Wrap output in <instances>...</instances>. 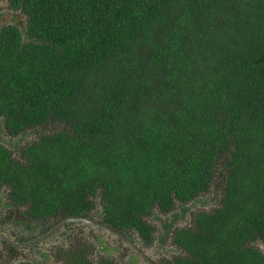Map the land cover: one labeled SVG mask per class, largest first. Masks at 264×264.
I'll use <instances>...</instances> for the list:
<instances>
[{"label": "trees", "instance_id": "1", "mask_svg": "<svg viewBox=\"0 0 264 264\" xmlns=\"http://www.w3.org/2000/svg\"><path fill=\"white\" fill-rule=\"evenodd\" d=\"M9 3L26 24L0 29V117L51 131L22 159L0 143V188L34 218L99 203L149 242L155 209L219 187L166 264H264V0Z\"/></svg>", "mask_w": 264, "mask_h": 264}, {"label": "flooded vegetation", "instance_id": "2", "mask_svg": "<svg viewBox=\"0 0 264 264\" xmlns=\"http://www.w3.org/2000/svg\"><path fill=\"white\" fill-rule=\"evenodd\" d=\"M7 1V12L6 15H3L2 18V12H5L6 9H1L4 6V2ZM24 15V14H23ZM22 16V13L18 10H14L11 8L9 0H0V29H3L7 25H20L21 27L24 26V22L20 21V18ZM12 22V23H8ZM3 191H6V196L3 199H0V202L4 204L3 206L8 208V216L3 217L0 220V241L2 242L0 246H2L6 250V254H9V252H15L19 253V251H24L26 249H32L42 242L47 241L49 238L54 236L56 233H58L61 229L67 227L70 224H87L92 227L97 228L99 231H102L110 236H113L116 238V240L119 241V243H125L126 246H128L131 250H133L136 254L134 258L128 259L125 263L124 261H118L117 257L121 256H115L112 254H108L110 250H114L116 252H120L121 246H115L111 243V240L105 242L104 239L101 238L102 235L95 234L94 231L88 232L84 228L81 229L79 232L72 231L70 234L67 235L65 240L62 241L61 245L54 246L53 251H49L50 257H51V264H103V262L109 261L113 264H137L136 257L138 256L143 262L146 264H166L167 262H171L174 260L175 257L179 256H172L169 260L163 258L159 261L153 260L150 256H148L145 252V250H149L148 248L154 247L156 242L154 238V227L149 223L148 218L147 222L152 226V239L149 242H146L142 240V246L136 244V242L132 239L134 234H130L128 232L126 233H120L119 231L115 230L113 227L108 226L104 221V213L103 208L101 204H97L100 208H97V206L87 213L86 216H71L68 218L60 219L57 217H37L34 218L30 215L29 207L26 205H21L19 203H16L10 196V190L5 185L0 188V194H2ZM177 208V207H176ZM99 209L101 212H99ZM176 210V209H175ZM168 213V214H172ZM14 214V222L15 223H23L26 225V229H23V232L21 234H12L10 238L7 234L3 233V226L10 225V215ZM163 214V213H161ZM164 214V215H168ZM70 218H80V219H87L90 222H74L69 221ZM104 227H108V229L113 230L114 232L118 233L119 235H122L125 237V240L121 237H118L117 235L105 230ZM38 227L41 229L40 236L35 237H29V233L34 232V228ZM7 229V227H6ZM177 229V228H176ZM174 230L172 231V233ZM98 241H101V245H97ZM129 241L132 243L130 244ZM171 244L176 246L178 249H180L174 242L173 238L171 236ZM113 245V246H112ZM260 246V243H259ZM97 247L104 248V252H97ZM260 248L264 251V248L260 246ZM145 249V250H144ZM151 249V248H150ZM182 250V249H180ZM183 251V250H182ZM128 252V251H127ZM126 252V254H127ZM182 255V254H180ZM7 257V255H6ZM80 257V258H79ZM166 257V256H163ZM14 258V257H13ZM83 259V260H82ZM11 260V259H10ZM152 262V263H151Z\"/></svg>", "mask_w": 264, "mask_h": 264}, {"label": "rangeland", "instance_id": "3", "mask_svg": "<svg viewBox=\"0 0 264 264\" xmlns=\"http://www.w3.org/2000/svg\"><path fill=\"white\" fill-rule=\"evenodd\" d=\"M7 1L4 2V6L1 9H6L5 12H2V18L3 15H6L7 12ZM1 20V19H0ZM20 21L24 22V25L26 24V16L22 14ZM12 23V22H8ZM50 127L47 128H36L34 130L28 131L24 134H21L17 137H11L8 135L5 129L4 120L0 117V143L7 147L9 150H11L13 156L17 159H22L21 150L24 146L27 144L36 141L39 139V137L47 132H50ZM217 186V185H216ZM6 196V191H3L2 194H0V199H3ZM222 198L221 190L219 187H213L210 189L209 192L206 194H202L197 200L192 201L191 203L187 204L185 207H181L180 205H177L176 210L172 214L164 215L161 214L157 209L154 210L152 215L148 218L149 223L154 227V238H155V246L148 248L149 250H145L146 254L150 256L153 260L159 261L160 259H167L169 260L172 256L183 254V251L178 249L176 246L170 243L171 241V232L175 230L176 228H182V227H191L192 224V218L193 214L198 210H205V211H211L214 208L218 207L220 205V201ZM0 202V220L6 216H8V208L3 206ZM97 208H100L97 206ZM99 212L101 210L99 209ZM147 219V218H146ZM7 227V229H6ZM85 229L86 231H94L95 234L102 235L101 238L104 239L105 242L111 240V243L115 246H121L120 252H116L114 250H110L108 254H112L115 256H118L121 254V256L117 257V260L124 261V263L130 259L134 258L136 256L135 252L131 250L126 244L119 243L118 240H116L115 237L110 236L102 231H99L97 228L92 227L87 224H70L67 227L61 229L58 233H56L54 236L49 238L47 241L42 242L38 246L32 248V249H26L24 251H19V253L15 252H9V254H6V250L0 246V264H51V257L49 254V251H53L54 246H58L62 244V241L65 240L68 234H70L72 231L79 232L81 229ZM23 229H26V225L23 223H15L14 222V214L10 215V225H4L3 226V233L7 234L10 238L14 240L13 237H11V233L14 234H21L23 232ZM33 233H29V237H35L40 236L41 229L38 227L34 228ZM108 238V239H107ZM136 244H139L142 248V240L141 237L134 232L133 238H132ZM2 242L0 241V245ZM102 243L101 241H98V246ZM264 245V243H262ZM113 246V245H112ZM261 246V245H260ZM262 247V246H261ZM104 248L97 247V252H104ZM128 251V252H127ZM127 252V254H126ZM7 255V257H6ZM166 256V257H163ZM14 257V258H13ZM11 259V260H10ZM137 264H146L143 262L138 256L136 257Z\"/></svg>", "mask_w": 264, "mask_h": 264}, {"label": "water", "instance_id": "4", "mask_svg": "<svg viewBox=\"0 0 264 264\" xmlns=\"http://www.w3.org/2000/svg\"><path fill=\"white\" fill-rule=\"evenodd\" d=\"M69 221H74V222H82V221L90 222V221L87 220V219H80V218H70ZM103 228H104L105 230H107V231H109V232H111V233H113V234L117 235L118 237H121V238H123V239L125 240V237H124V236L119 235L118 233L114 232L113 230L108 229V227L106 228V227L103 226ZM129 243L132 244L130 241H129ZM260 245L262 246V248H264V245L262 244V242L260 243ZM151 263H152V262H151ZM152 264H153V263H152Z\"/></svg>", "mask_w": 264, "mask_h": 264}]
</instances>
